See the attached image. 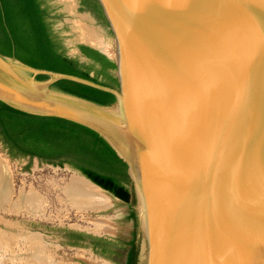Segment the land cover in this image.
I'll use <instances>...</instances> for the list:
<instances>
[{"label":"water","instance_id":"1","mask_svg":"<svg viewBox=\"0 0 264 264\" xmlns=\"http://www.w3.org/2000/svg\"><path fill=\"white\" fill-rule=\"evenodd\" d=\"M98 2L116 58L89 47L115 62L119 89L0 54V101L91 129L116 151L136 201L139 264H264V0ZM68 55L89 61L78 46Z\"/></svg>","mask_w":264,"mask_h":264},{"label":"trees","instance_id":"2","mask_svg":"<svg viewBox=\"0 0 264 264\" xmlns=\"http://www.w3.org/2000/svg\"><path fill=\"white\" fill-rule=\"evenodd\" d=\"M80 1L81 10L92 12L109 29L98 0ZM61 17L51 0H0V54L16 57L36 69L76 76L118 90L116 64L104 54L78 45L89 61L68 55L65 36L58 27ZM56 86L100 104L115 102L113 94L78 82L60 80ZM0 139L13 159L36 158L53 166L68 165L121 201L131 200L127 164L91 129L63 119L27 114L0 101ZM69 235L71 245L90 239L97 253L116 264H137L134 241L125 244L84 233Z\"/></svg>","mask_w":264,"mask_h":264},{"label":"rangeland","instance_id":"3","mask_svg":"<svg viewBox=\"0 0 264 264\" xmlns=\"http://www.w3.org/2000/svg\"><path fill=\"white\" fill-rule=\"evenodd\" d=\"M51 3L62 15L58 27L63 31L68 51H74L81 44L98 48L111 56L109 49L115 51L113 33L95 16L82 11L79 0H51ZM0 153L5 159L9 157L7 160L15 173L12 202L0 205V264H116L97 253L90 239L77 246L71 245L70 232L125 244L134 241L139 264L142 238L135 200L125 203L111 198L113 204L108 209L89 211L87 219H99L115 230L91 232L87 228L91 220L83 221L72 206L60 201L64 196L62 187L72 176L81 177L74 169L68 165H49L36 158H10L1 139ZM31 193L39 199L29 210L25 207V199ZM131 212H134V218Z\"/></svg>","mask_w":264,"mask_h":264},{"label":"bare ground","instance_id":"4","mask_svg":"<svg viewBox=\"0 0 264 264\" xmlns=\"http://www.w3.org/2000/svg\"><path fill=\"white\" fill-rule=\"evenodd\" d=\"M109 53L112 57L116 58V50L109 49ZM14 180L15 173L12 165L0 153V205L6 202H12L11 197L14 192ZM61 190L64 192V196L60 198V201L72 206L76 210L77 216L82 218L85 222L91 220L86 217L89 211L108 209L113 204L108 194L85 180L83 177L72 176ZM33 194L26 195L25 207L29 210L33 209L31 205L37 203L36 200L39 199ZM89 223L90 226H87V228L91 232L103 233L115 231L109 224L99 219L91 220ZM37 246L39 247L40 245Z\"/></svg>","mask_w":264,"mask_h":264},{"label":"flooded vegetation","instance_id":"5","mask_svg":"<svg viewBox=\"0 0 264 264\" xmlns=\"http://www.w3.org/2000/svg\"><path fill=\"white\" fill-rule=\"evenodd\" d=\"M80 1V0H79ZM80 6H81V1H80ZM81 8H82V6H81ZM82 11H85V12H88V13H90L91 15H93V16H95L94 14H92V12H90V11H87V10H82ZM95 18H96V16H95ZM97 19V18H96ZM98 20V19H97ZM81 45V44H80ZM128 248H130V246L128 247Z\"/></svg>","mask_w":264,"mask_h":264}]
</instances>
